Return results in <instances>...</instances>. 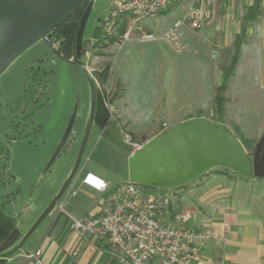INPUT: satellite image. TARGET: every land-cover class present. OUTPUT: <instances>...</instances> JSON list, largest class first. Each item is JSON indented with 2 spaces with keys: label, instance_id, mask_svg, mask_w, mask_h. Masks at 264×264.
I'll list each match as a JSON object with an SVG mask.
<instances>
[{
  "label": "rangeland",
  "instance_id": "374dc122",
  "mask_svg": "<svg viewBox=\"0 0 264 264\" xmlns=\"http://www.w3.org/2000/svg\"><path fill=\"white\" fill-rule=\"evenodd\" d=\"M115 1H94L82 44L84 52L88 50V53L76 57L75 62L58 54L56 50L60 49V44L55 50L52 45L55 39L52 37L51 42L40 39L33 43L0 74V148L7 154L6 159L0 156V205L14 217L21 232L28 230L39 212L52 201L64 176L74 164L91 106V83L86 73L98 82L97 90L103 104L107 93L112 105L118 88L109 81L111 62L113 77H123L126 82L123 99H128L133 106V112L138 117L133 126L139 130H145L152 123L160 127L163 120L173 121L176 117L167 114L168 107L207 103L215 89L213 100L202 106L204 118L231 131L243 145H248L247 137H254L248 152L264 132V93L254 90V68L245 79L241 73L232 78L236 70L237 49L219 69L221 83L225 84L223 109L219 110L215 103L217 69L212 68L211 45L190 42L182 50L183 46L176 44L186 27L174 42L141 41L136 38L112 41L111 37L117 33L103 35L101 30V39L97 40L95 32L99 23ZM160 13L154 18L141 19L138 24L146 31H163L181 14V4L171 3ZM103 68H108L104 82L98 76ZM231 81L236 83V87L245 85L246 93L234 90ZM67 126L71 128L69 137L54 155ZM171 126H166L163 131ZM99 133L93 125L78 170L83 166L101 170L117 188L126 180L106 170L103 164L90 156ZM115 152L121 153L118 150ZM208 172L223 173L237 183L250 184L256 191H264V177L245 175L225 167H216ZM137 183L146 189L155 186ZM188 185L194 189L198 187L193 182L185 183V187ZM177 192L175 188L167 190L164 196H160L159 202L165 204L164 199L170 198L176 203L173 199ZM68 195L69 190L66 189L54 209L59 204L64 205Z\"/></svg>",
  "mask_w": 264,
  "mask_h": 264
},
{
  "label": "crops",
  "instance_id": "0c3cea01",
  "mask_svg": "<svg viewBox=\"0 0 264 264\" xmlns=\"http://www.w3.org/2000/svg\"><path fill=\"white\" fill-rule=\"evenodd\" d=\"M184 8L185 5H181V12ZM213 10L214 16L209 24L200 29L186 27L187 29L182 30L179 35L176 45L183 46L182 50L190 45V42L211 45L212 68L217 69L214 88L221 84L220 66L224 65L237 49L236 70L232 78L235 79V75L241 73L245 79L251 68H254V90L264 93V0H214ZM135 36L136 33H132L130 40L135 39ZM251 59L253 60L250 61ZM109 81L118 88L112 105L116 110V124L121 138L123 132H127L133 139L141 142L163 132L168 125L190 117H204L201 113L202 106L213 100L215 90L213 89L207 103L193 106L186 103L168 107L167 114L176 117L173 121L163 120L160 127L157 123H152L145 130H139L133 126V121L138 118L133 112V106L128 99H123L126 82L123 77H113L112 62ZM233 81L230 83L234 90H244L246 93L245 85L236 87ZM110 123L103 128L93 123L100 133L90 156L103 164L106 170H111L127 180V155L106 135ZM253 138H246L248 145L243 146L247 151ZM116 150L121 153L115 152ZM77 171L73 182L67 187L69 195L64 205L60 204L62 210L57 207L45 216L41 221L42 225L37 228L39 223L23 241L25 252L15 250L5 258L4 264H35L26 254L37 248L41 250L43 264H129L119 260L117 251L107 241L81 235L72 228L71 216L85 219L95 215L106 195L83 181L86 172L107 181L108 191L114 189L110 178L102 174L101 170L83 166ZM233 179L223 173L207 171L198 179L190 181L198 185L195 189L189 185L185 187V183L178 187L164 184L153 185L151 189L145 188L160 196H164L167 190L173 188L179 191L173 199L176 203L170 198L164 199L165 204L159 202V217L163 221H169L176 214L188 212L189 226L197 229L211 228L215 235L225 238L223 242H215L212 239L205 241L193 264H264V191H256L254 186L237 183ZM24 232L20 231L21 235Z\"/></svg>",
  "mask_w": 264,
  "mask_h": 264
},
{
  "label": "water",
  "instance_id": "95a60500",
  "mask_svg": "<svg viewBox=\"0 0 264 264\" xmlns=\"http://www.w3.org/2000/svg\"><path fill=\"white\" fill-rule=\"evenodd\" d=\"M94 1L0 0V74L33 43L40 39L51 38L53 28L81 7L84 8L76 30L75 56L84 54L82 46L84 30ZM86 75L91 83V106L74 164L64 176L63 183H60L52 201L15 243L0 252V257L6 258L15 250L25 252L23 241L54 209L57 200L75 177L94 123L96 106V81L94 77L87 73ZM74 116L71 123L74 121ZM70 131L71 128L67 126L54 155L66 143ZM106 135L115 146L126 153L127 179L133 182L180 185L193 181L200 174L216 167L229 168L245 175L264 177V132L252 153L245 149L231 131L204 117H190L179 121L168 130L145 140L134 150L130 144L122 140L116 122L112 121L108 125Z\"/></svg>",
  "mask_w": 264,
  "mask_h": 264
},
{
  "label": "built area",
  "instance_id": "2783aa9c",
  "mask_svg": "<svg viewBox=\"0 0 264 264\" xmlns=\"http://www.w3.org/2000/svg\"><path fill=\"white\" fill-rule=\"evenodd\" d=\"M178 2L185 5L181 14L163 31H146L138 24L141 19L154 18L169 4ZM214 0H116L99 23L103 35L117 33L120 21L126 16V26L120 38L128 40L136 31L141 41H176L184 27L200 29L209 24L214 16ZM51 42V38H47ZM58 41L52 45L58 48ZM84 53H88L86 50ZM74 61V56L67 58ZM96 87L99 88L96 81ZM104 105L108 109V123H117V115L109 96L105 93ZM107 123V124H108ZM118 125V124H117ZM122 139L132 150L141 143L123 132ZM83 181L106 193L104 202L93 216L85 219L70 217L71 226L81 235L107 241L118 253L122 262L129 264H193L201 245L209 240L223 242L224 237L215 235L211 228L197 229L189 226L188 212L176 214L169 221L159 217L160 195L147 191L137 182L126 180L124 184L108 191V182L91 172H86ZM62 205L58 209L62 210ZM39 248L26 254L35 264H43ZM17 264H27L17 263Z\"/></svg>",
  "mask_w": 264,
  "mask_h": 264
},
{
  "label": "trees",
  "instance_id": "16d2710c",
  "mask_svg": "<svg viewBox=\"0 0 264 264\" xmlns=\"http://www.w3.org/2000/svg\"><path fill=\"white\" fill-rule=\"evenodd\" d=\"M83 8L84 7L79 8L74 13H72L69 17H67L63 22L55 26L53 28L52 36H51V38L54 37L55 40H59L60 49L58 50L55 49L58 52V54H60L62 57L66 59L72 55L74 56V62L77 60L75 56L76 30H77L78 22L82 14ZM126 21H127V17L125 16L120 21V24L117 28V35H114L111 37L112 41H116L118 38H120V35L125 30ZM95 37H97V40L101 39V33H100L99 27L97 31L95 32ZM107 71H108V68H103L98 73V76L100 80H102V82H104L108 76ZM224 89H225V84L222 82L218 86V92L215 95L216 107L219 110L223 109ZM108 119H109L108 109L103 104L102 97L99 91L97 90L94 122L99 128H103L105 125H107ZM0 156H3L4 159L7 158V154L6 152L3 153L2 148H0ZM145 185H153V184H145ZM167 185H170V184H167ZM181 185L182 184L173 185V186H181ZM20 236H21V233L19 229L16 227L14 217L10 213L5 211L3 206L0 205V252L8 248L9 246H11L13 243H15L19 239ZM4 262H5V258L0 257V264H4Z\"/></svg>",
  "mask_w": 264,
  "mask_h": 264
},
{
  "label": "flooded vegetation",
  "instance_id": "af4514ba",
  "mask_svg": "<svg viewBox=\"0 0 264 264\" xmlns=\"http://www.w3.org/2000/svg\"><path fill=\"white\" fill-rule=\"evenodd\" d=\"M262 134H263V133H262ZM262 134H261V135H262ZM260 137H261V136H260ZM260 137H259V138H260ZM258 141H259V139H258ZM258 141H257V142H258ZM256 144H257V143H256ZM256 144H255V145H256ZM254 147H255V146H254ZM254 147H253V149H254ZM253 149L250 151L251 153H252ZM259 156H260V154H259Z\"/></svg>",
  "mask_w": 264,
  "mask_h": 264
}]
</instances>
